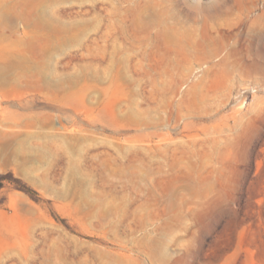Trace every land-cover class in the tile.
<instances>
[{"label": "rangeland", "instance_id": "obj_1", "mask_svg": "<svg viewBox=\"0 0 264 264\" xmlns=\"http://www.w3.org/2000/svg\"><path fill=\"white\" fill-rule=\"evenodd\" d=\"M1 176L0 264H264V0H0Z\"/></svg>", "mask_w": 264, "mask_h": 264}, {"label": "trees", "instance_id": "obj_2", "mask_svg": "<svg viewBox=\"0 0 264 264\" xmlns=\"http://www.w3.org/2000/svg\"><path fill=\"white\" fill-rule=\"evenodd\" d=\"M4 178H5L4 176H1V177H0V180H2V179H4ZM25 190H26V189H25ZM27 192H29V191H27Z\"/></svg>", "mask_w": 264, "mask_h": 264}, {"label": "bare ground", "instance_id": "obj_3", "mask_svg": "<svg viewBox=\"0 0 264 264\" xmlns=\"http://www.w3.org/2000/svg\"><path fill=\"white\" fill-rule=\"evenodd\" d=\"M5 19V18H4Z\"/></svg>", "mask_w": 264, "mask_h": 264}]
</instances>
